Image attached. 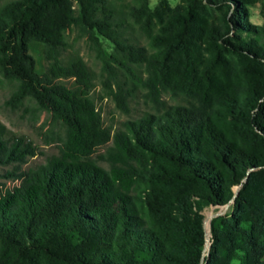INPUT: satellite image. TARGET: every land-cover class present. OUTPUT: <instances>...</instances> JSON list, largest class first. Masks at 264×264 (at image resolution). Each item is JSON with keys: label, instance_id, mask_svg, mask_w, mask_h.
<instances>
[{"label": "trees", "instance_id": "16d2710c", "mask_svg": "<svg viewBox=\"0 0 264 264\" xmlns=\"http://www.w3.org/2000/svg\"><path fill=\"white\" fill-rule=\"evenodd\" d=\"M112 1L123 0L0 5V75L16 82L6 104L34 101L62 129L58 154L21 170L36 147L0 122V165L19 181L0 189V264H264V24L248 18L263 0H130L126 16ZM73 27L116 106L128 113L141 91L151 111L104 126L91 70L78 53L61 59ZM100 147L106 167L91 158ZM240 184L203 256V207L228 204Z\"/></svg>", "mask_w": 264, "mask_h": 264}, {"label": "rangeland", "instance_id": "374dc122", "mask_svg": "<svg viewBox=\"0 0 264 264\" xmlns=\"http://www.w3.org/2000/svg\"><path fill=\"white\" fill-rule=\"evenodd\" d=\"M8 0H0V5ZM158 0H149L150 7H153ZM169 3L174 6L179 3L181 0H168ZM130 0L123 1H112L113 5L118 9L120 14L126 16V10L130 4ZM263 3H255L248 8V18L249 21L263 25L264 19L261 14V8ZM127 35L134 41L138 42L141 45H147L146 38L139 33L135 28L130 27L128 29ZM67 47L63 50L61 54V59L65 61L68 56L78 53L93 75V86L89 91L90 97L94 100L97 109L100 112L102 122L104 126L110 127L112 130H116L122 127V123L127 119H134L147 111H151L149 104H147L141 94V91L135 92L132 98H129L128 113L120 110L115 101L107 94L104 85L102 84L103 72L101 70V61L97 56V53L93 49L92 45L81 31L73 27L66 36ZM99 41L101 47L107 52L112 51L113 45L103 37L99 36ZM31 54L35 57L36 61L41 67H46L48 64L47 59H45L43 47L41 44H33L30 50ZM63 83L67 86H73V79H62ZM16 82L9 81L3 78L0 75V122L3 123L7 129L6 136L9 138L14 137H23L26 141H30L36 147V154L32 157H29L26 163L21 165V170L34 169L37 166L44 164L48 158L53 155L58 154V145L60 141L58 137L62 134V129L57 123H53L50 118V113L46 110L37 108L34 101L27 100L20 107H12L11 105L6 104V100L9 98L11 92L14 90ZM168 103H173L174 101L167 96H163ZM104 150L103 147H100L96 150L91 158L98 161L102 166L106 167V163L99 161L97 155L102 153ZM13 163L0 165V189L11 188L14 185L18 184L17 179L11 177H5L4 174L6 171H10L14 168ZM238 186V185H237ZM230 191V188L227 187ZM237 191V188H234ZM233 202L225 204L223 206H204L202 209L203 214V228H204V218L206 224V234L208 231V222L212 219L214 214L229 213L231 211V206ZM213 216V217H212ZM209 239L210 236L208 235ZM207 237V245L205 248V253L203 256H206L208 253V248L210 246V240ZM206 243V238H205ZM204 243V245H205ZM236 264V261L233 262ZM204 264V263H201Z\"/></svg>", "mask_w": 264, "mask_h": 264}, {"label": "water", "instance_id": "95a60500", "mask_svg": "<svg viewBox=\"0 0 264 264\" xmlns=\"http://www.w3.org/2000/svg\"><path fill=\"white\" fill-rule=\"evenodd\" d=\"M240 186H241V184L237 186V191H236V193H235L234 195L231 193V194H232V199L229 201V203H230V202H233V198L237 195ZM218 215H221V213L218 212V213L214 214V216H218ZM212 217H213V216H212ZM210 221H211V219H210ZM204 232H205V230H204ZM208 249H209V248H208Z\"/></svg>", "mask_w": 264, "mask_h": 264}, {"label": "bare ground", "instance_id": "6f19581e", "mask_svg": "<svg viewBox=\"0 0 264 264\" xmlns=\"http://www.w3.org/2000/svg\"><path fill=\"white\" fill-rule=\"evenodd\" d=\"M209 233H210V220H209V222H208V231H207V237H208Z\"/></svg>", "mask_w": 264, "mask_h": 264}]
</instances>
